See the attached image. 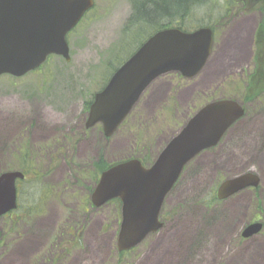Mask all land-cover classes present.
<instances>
[{
  "label": "rangeland",
  "instance_id": "obj_1",
  "mask_svg": "<svg viewBox=\"0 0 264 264\" xmlns=\"http://www.w3.org/2000/svg\"><path fill=\"white\" fill-rule=\"evenodd\" d=\"M134 2L95 0L94 9L68 35L70 62L53 56L37 72L23 78L0 77V175L23 167L17 158L21 144L28 149L22 151L21 160L32 152L37 166L36 170L23 167L27 179L20 183L19 209L0 220V234L9 232L12 221L25 219L31 211L35 216L38 204L37 216L26 218V224L1 239L0 264L23 256L24 252H17L27 241H33L34 247L21 264H117L121 205L113 201L96 209L91 204L100 163L136 157L151 165L205 105L233 97L243 103L240 95L250 80L254 37L264 21V10L226 15L224 27L215 32L212 54L203 71L194 79L177 73L156 79L114 136L106 138L102 125L85 134L86 103L114 74L117 65L112 59L134 12ZM202 2L205 7L197 14L198 19L192 18L191 29L199 22L209 23L207 10L224 3ZM244 26L247 31L240 34ZM240 40L243 48L237 52L234 46ZM211 72L219 73L207 79ZM249 109L218 147L189 164L165 200L163 223L175 229L189 228L169 244H177L183 253L189 251L186 264H264V228L251 240L241 238L249 224H264V205L260 203L264 193V105L257 103ZM37 116L49 121L39 132L51 134L47 152L30 148L31 125ZM61 144L64 153L62 149L56 151ZM248 172L260 175L263 190L240 194L244 195L235 210L233 202L239 197L216 204L218 187L226 179ZM210 199L215 208L201 207ZM157 241V237H149L134 251L133 258L127 254L128 264H141ZM162 252L155 257L157 261Z\"/></svg>",
  "mask_w": 264,
  "mask_h": 264
},
{
  "label": "water",
  "instance_id": "obj_2",
  "mask_svg": "<svg viewBox=\"0 0 264 264\" xmlns=\"http://www.w3.org/2000/svg\"><path fill=\"white\" fill-rule=\"evenodd\" d=\"M94 6L95 0H0V77H24L53 55L70 62L67 37ZM214 42L215 33L208 27L193 32L169 28L152 35L95 95L86 128L101 124L105 137H112L156 79L172 73L185 79L198 76L209 61ZM245 114L237 101H213L188 121L151 166L131 159L101 174L91 203L100 209L113 200L121 202L118 252L136 248L163 228L160 215L165 200L186 166L218 146ZM24 179L18 171L0 175V219L18 208L17 182ZM259 184L257 174L246 173L222 183L217 197L226 200ZM262 229V223L251 224L243 238H252Z\"/></svg>",
  "mask_w": 264,
  "mask_h": 264
},
{
  "label": "trees",
  "instance_id": "obj_3",
  "mask_svg": "<svg viewBox=\"0 0 264 264\" xmlns=\"http://www.w3.org/2000/svg\"><path fill=\"white\" fill-rule=\"evenodd\" d=\"M223 1L224 3L222 6L213 4L212 7L207 10L209 23L201 24L199 22L198 24L200 25L197 24V26L191 29V21H193L192 18L195 17V19H198L196 17L197 14L205 7L202 0H135L133 3L134 12L124 27L121 42L119 43L117 51L115 52V55L112 59V63L116 62L117 65L113 70V73L124 62H126L152 35L161 30L167 28H179L185 32H192L202 27H208L212 28L216 32L218 28L224 27L223 18L226 15L234 17L235 15H239L241 13L245 14L264 10V0ZM214 17L217 18L213 20ZM166 20L168 21L166 22ZM148 26H150L152 29H148ZM254 43L255 50L253 57V68L248 75L250 80L246 82V87L242 95H240L243 105L247 109V115L250 110L249 108L255 104L258 103V105H264V21L260 23L256 31ZM231 99L240 102L238 97H233ZM92 102L93 99L92 101L86 103V111H89ZM133 158L136 157H130L126 160ZM142 162L146 166H149L148 163L146 164L144 161ZM114 164H106L104 161H102L99 168L100 173H103ZM23 167H21L19 171H24ZM97 182L98 180L95 182V184H97ZM260 201L261 205H264V193L261 195ZM37 208L35 213H38ZM34 217L35 216H33V212L31 211L26 218L29 219ZM26 218L12 221L9 232L3 235L0 234V244L4 236L16 231L18 225L26 224ZM161 220H163L162 216ZM133 253L134 252L118 254L119 262H117V264H128L129 261L126 258V255L130 254L131 258H133ZM59 261H61V259H59Z\"/></svg>",
  "mask_w": 264,
  "mask_h": 264
},
{
  "label": "flooded vegetation",
  "instance_id": "obj_4",
  "mask_svg": "<svg viewBox=\"0 0 264 264\" xmlns=\"http://www.w3.org/2000/svg\"><path fill=\"white\" fill-rule=\"evenodd\" d=\"M241 122V121H240ZM239 122V123H240ZM239 123H237V124H239ZM49 124V121H46L45 119L44 120H42V118L39 116H37V118H36V120L33 122V124L31 125V127L33 128V130H32V133H31V139H30V148H34L36 151H38L37 149H39L40 151H45V152H47V151H49V148L51 147L50 145H49V139H50V135L51 134H49V133H47V135L46 136H44V135H39V132L46 126V125H48ZM100 124H98V125H96L95 126V128L96 127H98ZM38 126H39V128H38ZM50 126V125H49ZM86 128V127H85ZM95 128H91V129H87L86 128V133L85 134H88L89 132H91V131H93ZM39 143H42L43 145H41V146H39L38 144ZM218 147V146H217ZM57 148V147H56ZM60 149H62V152L64 151V145L63 144H61L59 147H58V149L56 150V151H58V150H60ZM215 149V148H214ZM213 149V150H214ZM23 150H25L26 152L28 151V149L27 148H24V146L21 144L20 145V148H19V150H18V160L20 161V164L22 165V166H27V167H30V169L31 170H36L37 168V166H35V163L33 162V153L31 152L30 154H29V152H28V154L26 155V160H24V161H22L21 159V156H22V151ZM264 150V149H263ZM31 151V150H30ZM210 152H213L212 150L211 151H209V153ZM64 153V152H63ZM53 156V155H52ZM29 157V158H28ZM35 160L36 161H38L37 160V158L35 157ZM27 162H30L31 164H27ZM23 173L25 174V180L27 179V176H26V173H25V170L23 171ZM35 174L37 175V176H39V174L38 173H36L35 172ZM36 178V177H35ZM94 178H95V175H94ZM227 180V179H226ZM225 180V181H226ZM224 181V182H225ZM20 181L18 182V184H17V188H18V197L20 196ZM219 189V188H218ZM248 190V191H247ZM263 190V188H262V179H261V177H260V184H259V186L257 187V188H248V189H246V190H243V191H241V192H239V193H237V194H235V195H233L232 197H230V198H228V199H226V200H219L218 199V197H217V193H218V190H217V193H216V196H215V199H214V201L215 202H217L216 204H221V203H227L228 202V200H230V199H232V198H235V199H237L238 197V199L237 200H235L234 202H233V207H232V209H236L238 206H239V200H240V198L244 195H240V194H242L243 192H245V191H247V192H249V193H254V194H257V192H260V191H262ZM241 196V197H240ZM215 202H212V200L210 199V200H204L203 201V203L201 204V207H203L204 209H206V210H210L211 208H215L216 206H214L213 205V203H215ZM217 207H219V206H217ZM230 209V208H229ZM233 210V211H234ZM261 212H263L262 211V209L260 210ZM250 225V224H249ZM248 225V226H249ZM166 224L164 223V225H163V228L160 230V232H158L157 234H154V235H152L151 237H157V235L158 234H161L162 232H163V230L166 228ZM245 227V226H244ZM246 228V227H245ZM243 232H244V230H243ZM243 232H242V234H241V238H242V240H244V241H248V240H251V239H253L254 237H252L251 239H248V240H246L245 238H243ZM200 248V247H199ZM186 255H185V253H183V252H181V250H179V249H177V247L176 248H174L171 252H169V254L167 255V260H168V263L167 264H186V262H187V260H186Z\"/></svg>",
  "mask_w": 264,
  "mask_h": 264
},
{
  "label": "crops",
  "instance_id": "obj_5",
  "mask_svg": "<svg viewBox=\"0 0 264 264\" xmlns=\"http://www.w3.org/2000/svg\"><path fill=\"white\" fill-rule=\"evenodd\" d=\"M41 229H43V225L41 226ZM176 230H181V231L175 232ZM187 230H189V228H186V229H181V228L175 229V227L173 228V226H171V227L170 226H166V228L163 230V232L161 234L157 235L158 241L150 248V250H151L150 254L147 255V257L145 258V260L141 264H156V263L159 264L160 262H161L160 264H167L168 263L167 255L169 254V252H171L174 248L177 247V244L175 246L174 245H169V244H171L173 239L178 237L184 231L186 233ZM37 237H38V235H37ZM33 240H35V239H33ZM32 243H34V242L33 241H27V242L23 243V245L20 246V249L18 250L17 254H20V253L24 252V255L23 256H17L15 259L10 260L9 264H21L22 261L24 262L25 256H27V254L34 247V245ZM161 250H163V252H162V254L159 257L160 258L159 261H157V259H155V257L157 256V254ZM184 253H185L187 259H189L188 258L189 251L187 253L186 250H185Z\"/></svg>",
  "mask_w": 264,
  "mask_h": 264
},
{
  "label": "bare ground",
  "instance_id": "obj_6",
  "mask_svg": "<svg viewBox=\"0 0 264 264\" xmlns=\"http://www.w3.org/2000/svg\"><path fill=\"white\" fill-rule=\"evenodd\" d=\"M244 31H247V27H243L242 28V31L240 32V34L242 33V32H244ZM242 38V37H241ZM235 50L237 51V52H242V48H243V43H242V41L240 40L235 46ZM216 73H219V72H211V73H209L208 74V77H207V79H209V77H211L213 74H214V76H216Z\"/></svg>",
  "mask_w": 264,
  "mask_h": 264
}]
</instances>
